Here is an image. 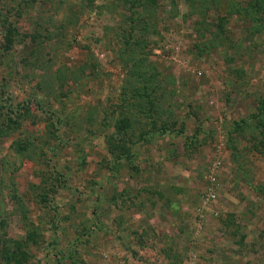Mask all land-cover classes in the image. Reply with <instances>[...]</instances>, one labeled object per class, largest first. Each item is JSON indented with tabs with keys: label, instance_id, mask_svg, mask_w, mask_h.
Returning <instances> with one entry per match:
<instances>
[{
	"label": "rangeland",
	"instance_id": "obj_1",
	"mask_svg": "<svg viewBox=\"0 0 264 264\" xmlns=\"http://www.w3.org/2000/svg\"><path fill=\"white\" fill-rule=\"evenodd\" d=\"M0 105V264H264V0H0Z\"/></svg>",
	"mask_w": 264,
	"mask_h": 264
},
{
	"label": "built area",
	"instance_id": "obj_2",
	"mask_svg": "<svg viewBox=\"0 0 264 264\" xmlns=\"http://www.w3.org/2000/svg\"><path fill=\"white\" fill-rule=\"evenodd\" d=\"M174 1L178 2L179 0H174ZM219 164H220V161H216V163H213L214 168L212 169V173L210 175L211 186L208 187L209 190L206 194V197L204 198V200H202L203 205H205L206 203L208 204L209 202H213L215 200V197L217 194L218 181H217L216 173L213 171L215 170L216 165L219 166ZM198 211H199L198 212L199 216H204L202 208H199ZM184 264H196V254L192 250L189 251V254Z\"/></svg>",
	"mask_w": 264,
	"mask_h": 264
},
{
	"label": "crops",
	"instance_id": "obj_3",
	"mask_svg": "<svg viewBox=\"0 0 264 264\" xmlns=\"http://www.w3.org/2000/svg\"><path fill=\"white\" fill-rule=\"evenodd\" d=\"M139 209H140V211H139ZM139 209H137V212H136V214H137V217L138 218H136V221L137 220H139V223H140V221L143 223V220H142V218H139L140 217V214H141V208L139 207ZM165 210H166V208H165V206L163 207V209H162V206H161V203L159 202V204H156L155 205V212L158 214V215H160V214H164L165 213ZM128 211V210H127ZM130 211V210H129ZM128 211V212H129ZM128 221H129V224H131V225H133V223H132V219H129V217H128ZM135 225V224H134Z\"/></svg>",
	"mask_w": 264,
	"mask_h": 264
},
{
	"label": "trees",
	"instance_id": "obj_4",
	"mask_svg": "<svg viewBox=\"0 0 264 264\" xmlns=\"http://www.w3.org/2000/svg\"><path fill=\"white\" fill-rule=\"evenodd\" d=\"M0 107H2V105H0Z\"/></svg>",
	"mask_w": 264,
	"mask_h": 264
}]
</instances>
